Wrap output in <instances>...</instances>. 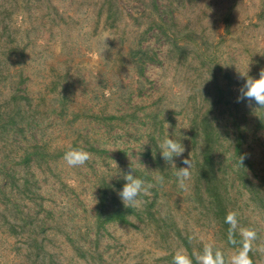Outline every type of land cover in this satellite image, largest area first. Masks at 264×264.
<instances>
[{
  "label": "rangeland",
  "instance_id": "374dc122",
  "mask_svg": "<svg viewBox=\"0 0 264 264\" xmlns=\"http://www.w3.org/2000/svg\"><path fill=\"white\" fill-rule=\"evenodd\" d=\"M117 1L124 20L111 27L106 0H0V97L8 103L6 113L15 116H0V125L8 126L0 130V264H173L178 256L204 264L206 257L213 259L212 252L221 253L222 264H233L242 252L251 264H264V221L233 174L223 191L251 255L216 236L199 203L186 198L193 185L187 192L178 185L160 201L162 215H171L184 235L191 232V249L178 236L167 239L159 228L164 222L151 225L132 216L130 225L96 226L102 179L113 181L130 164L152 166L145 155L154 130L148 115L162 96L174 110L173 118L161 124L164 139H172L191 132L197 111L214 108L222 124L232 121L235 108L231 115L229 96L222 93L225 72L240 82L246 80L242 75L258 79L264 69L262 0H158L165 19L172 15L181 29H196L202 39L182 36L184 49L178 51L169 37L150 33L145 45L157 49L160 62L146 64L145 86L139 90L127 52L137 33L134 19L145 5ZM196 43L206 50L202 57L195 54ZM13 95L28 100L18 107ZM238 97L236 84L233 98ZM181 102L183 108L177 105ZM239 109L249 174L263 183L264 128L256 129L252 102L240 101ZM71 150L90 158L70 167L64 155ZM27 153H33V190L23 187L17 195L12 176ZM184 159V153L178 157L179 168L186 167ZM17 205L21 214L14 211Z\"/></svg>",
  "mask_w": 264,
  "mask_h": 264
},
{
  "label": "trees",
  "instance_id": "16d2710c",
  "mask_svg": "<svg viewBox=\"0 0 264 264\" xmlns=\"http://www.w3.org/2000/svg\"><path fill=\"white\" fill-rule=\"evenodd\" d=\"M143 2L145 9L139 13L141 19L138 15L134 19V26L137 28V33L132 36L134 40L130 44L127 52L133 69L136 72V76L139 79V84L137 85L139 90H142L145 86V81L142 80V77L145 74L146 64L153 61L160 62L159 54L156 52L157 49L153 47L152 44L145 45L146 41L149 39L150 33L155 37H169L168 39L172 45L171 47L178 51L184 49V47L181 46L180 37L187 35L202 39V36L196 29L188 30L186 27L181 29L172 15L168 17V19H165L164 16L166 11L161 10L158 0H143ZM104 8L108 12V22L111 27L117 26V23L124 20L117 0H106ZM146 14H148L147 18H142ZM258 17L259 19H264V0H262V6ZM225 18L227 24L226 29L229 31L232 21L230 12L226 13ZM193 42H196V39L193 40ZM205 52L206 50L202 49L201 45L199 46L196 43L195 54L202 57ZM187 55L188 53L185 54V57ZM203 63H205V61H203ZM224 77L227 83L224 87L225 91L222 90V93H227L229 96L227 102L231 105L229 109L231 115L233 113V108H235L233 120L229 121L228 118H226L227 123L222 124L220 122L221 118L216 116L214 108L206 113L197 111L191 120V132L189 131V134L182 136L174 135L172 139L180 142L184 146L185 159L190 160L192 163V168L190 169L191 175L185 184L188 188H191L192 185L194 188L187 193V200L193 203L195 202L196 204L199 203L198 207L202 208L204 216L207 217L209 223L216 229L214 231L216 236L225 241L229 247H234L239 250L248 249L249 252L251 248L247 247L246 239L238 231L234 224V220H232L231 223L227 220L228 216L233 215L226 203L224 191H228L230 175L233 174L240 185L241 191L248 195V200L253 203L255 210L264 221V181L263 183L256 182L249 174L250 155L249 147L246 146V127H244L241 122L239 123L238 119L240 101L238 102L233 98L236 84L239 85L240 89L243 87L244 83H246V80L240 82L236 81L229 72H225ZM1 81L2 75L0 71V82ZM1 93L2 91L0 89V94ZM128 93L129 90L126 89L125 93L122 94V98H127ZM163 97L164 96L160 98L158 103L155 104L154 110L148 115L152 117V126L154 130L151 133V140L149 141L150 147L145 155L149 158L152 166L137 168L130 164L123 175L113 179V181L108 182L103 178L102 185L100 186L95 222L98 228H103L109 223L133 224L131 221L132 216H136L139 220L151 225L157 222H164L163 225L159 224V228L163 234H167V239L171 235L178 236L179 240H181L188 249H191V232L184 235L175 223L174 225L176 227H174V218L171 215L166 213L164 217L161 213L162 204L160 201L162 200V196L164 198V195L170 192L169 190L178 188L179 184L176 173L178 169H180L178 166L182 164V161L178 163L179 156L173 157L172 161H166L162 156V148L160 145L165 140V137L163 135V125L161 124L166 119H172L174 113V110H172L167 103L163 102ZM11 99L17 103L18 107H23V101L28 100V98L23 95H13ZM243 102L245 105L250 103L247 98H245ZM177 105L183 108L185 104L181 102ZM252 106L256 114V129H263L264 109H259L254 102H252ZM3 107H8V103H6V101L3 102L0 97V116L2 118L4 116L3 114L6 113ZM6 115L11 119L15 117L10 113H6ZM243 118L247 119L245 115H243ZM231 123L233 126L230 125ZM0 130L1 132H5L8 130V126L6 124H1ZM35 150V152H37L39 147L36 146ZM93 150H95V147H93ZM32 155L33 153H27V155L21 158L20 163H18L20 167L12 176V182L16 184L17 195L21 193L24 188L28 191L33 190V181L29 177L31 174L29 171V164L32 160ZM23 172L24 174H22ZM129 172H131L134 178H140L149 184L148 193H142L138 197L140 204L137 207H126L118 196V192L122 191L126 183L123 177ZM161 176L163 177L162 182L158 180V177ZM18 177L23 180L24 185L22 187L21 184L18 183ZM168 186L169 189L167 190L166 187ZM186 187L181 188L180 192H187ZM161 193H163V195H161ZM199 196L202 197L201 202L197 201ZM14 211L20 214L23 212L18 208V205L17 207L15 206ZM158 213H160V215H158ZM170 220L171 224L168 223ZM72 242H74V240H72ZM74 244V247L77 248V243ZM252 252L253 250L250 251V255ZM220 254L221 253L215 252L211 253L213 259L218 258L222 262ZM171 260L173 259L171 258Z\"/></svg>",
  "mask_w": 264,
  "mask_h": 264
},
{
  "label": "clouds",
  "instance_id": "9594fccd",
  "mask_svg": "<svg viewBox=\"0 0 264 264\" xmlns=\"http://www.w3.org/2000/svg\"><path fill=\"white\" fill-rule=\"evenodd\" d=\"M246 77V83L243 87L239 89L240 95L238 97V102L243 101L247 98L250 102H254L259 109H264V69H261L259 73V78ZM162 148V156L166 161H172L173 157L181 156L185 149L184 146L173 139L166 138L160 145ZM90 154L82 150H71L65 153L64 160L70 167L82 166L88 161ZM183 164L187 167L180 168L176 175L178 184L181 188H185V182L190 178V169L192 168V163L190 160H183ZM123 179L126 181L122 191L118 192V196L126 207H137L140 204L138 197L143 193H148V185L144 180L140 178H134L131 172L124 175ZM159 181H163V177H158ZM234 216H228L227 220L231 223L234 220ZM247 239H254V235L247 236ZM173 264H189L187 258L178 256L174 258ZM204 264H222V262L217 259L205 258ZM233 264H251L246 252L240 253Z\"/></svg>",
  "mask_w": 264,
  "mask_h": 264
}]
</instances>
